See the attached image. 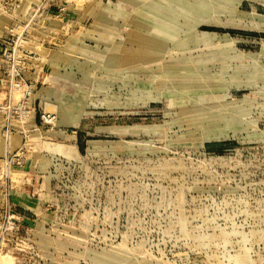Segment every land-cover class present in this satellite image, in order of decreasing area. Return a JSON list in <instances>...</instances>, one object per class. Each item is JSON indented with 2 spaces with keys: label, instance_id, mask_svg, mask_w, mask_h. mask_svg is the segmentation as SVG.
Wrapping results in <instances>:
<instances>
[{
  "label": "rangeland",
  "instance_id": "1",
  "mask_svg": "<svg viewBox=\"0 0 264 264\" xmlns=\"http://www.w3.org/2000/svg\"><path fill=\"white\" fill-rule=\"evenodd\" d=\"M31 1L0 264H264V0Z\"/></svg>",
  "mask_w": 264,
  "mask_h": 264
},
{
  "label": "built area",
  "instance_id": "2",
  "mask_svg": "<svg viewBox=\"0 0 264 264\" xmlns=\"http://www.w3.org/2000/svg\"><path fill=\"white\" fill-rule=\"evenodd\" d=\"M22 4V0H0V10L4 12H11L13 9H19ZM30 0L28 4L33 7L34 10H40L41 8L37 4H33ZM24 24L20 21L11 23L7 26L5 33L0 35V88L3 89L6 94V103L3 107L0 106V110H4L6 120L11 116H15L19 119H24L27 116L26 109V93L28 86L23 78L22 73V60L24 56L16 52V39L14 37L18 28H23ZM18 94V95H16ZM23 154L20 153H7L2 157L1 161L5 167V175L8 177V171L13 165H20L23 161ZM21 219V216L14 213L11 204L7 206V225L6 229H12L16 226V222Z\"/></svg>",
  "mask_w": 264,
  "mask_h": 264
},
{
  "label": "crops",
  "instance_id": "3",
  "mask_svg": "<svg viewBox=\"0 0 264 264\" xmlns=\"http://www.w3.org/2000/svg\"><path fill=\"white\" fill-rule=\"evenodd\" d=\"M29 3H30V0H22L20 9H23V8L26 9L27 7H29L28 6ZM29 8L33 9V7H29ZM10 13H12V11ZM9 15L11 16V14ZM16 17L17 16L14 15L13 18L15 19ZM6 94L7 93L3 89L0 88V106L1 107H3L4 104L6 103V100H5ZM26 118L24 119V122H22V119H19L15 116H11L8 120H6V115L4 114V110L3 109L0 110V125H2V127L9 126V128H12V131H13L12 137L14 135L15 137H18V136L21 137L22 133L25 132V128L27 126ZM13 125L15 127H13ZM26 192H27L26 190L20 189V186L18 188H15L11 192V201L13 205L17 206L19 211L23 212V214H25L27 211H32L33 208L37 206V203H35V199H33L32 197H29Z\"/></svg>",
  "mask_w": 264,
  "mask_h": 264
},
{
  "label": "bare ground",
  "instance_id": "4",
  "mask_svg": "<svg viewBox=\"0 0 264 264\" xmlns=\"http://www.w3.org/2000/svg\"><path fill=\"white\" fill-rule=\"evenodd\" d=\"M7 259V258H6ZM6 263V261H5V259H3V264H5Z\"/></svg>",
  "mask_w": 264,
  "mask_h": 264
}]
</instances>
